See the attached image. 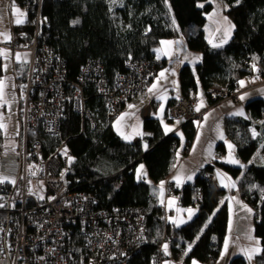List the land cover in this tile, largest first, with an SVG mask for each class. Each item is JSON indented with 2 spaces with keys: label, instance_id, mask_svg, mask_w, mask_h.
I'll return each mask as SVG.
<instances>
[{
  "label": "trees",
  "instance_id": "obj_1",
  "mask_svg": "<svg viewBox=\"0 0 264 264\" xmlns=\"http://www.w3.org/2000/svg\"><path fill=\"white\" fill-rule=\"evenodd\" d=\"M7 1L25 12L30 27L39 11L41 19H47L48 25L42 24L43 34L66 61L68 77L74 81L89 60H100L106 75L114 79L127 72L126 62L132 58L154 64L153 75L147 83L150 84L167 63L156 57L154 49L161 40L178 35L184 37L190 50L202 53L197 65H184L180 70L181 94H187L190 88L198 91L200 81L209 104L214 105L222 97L213 99L208 90L214 88L228 93L239 90L240 81L251 75L247 71L251 62L253 71L264 77V0H224L225 14L234 29L232 37L219 47L209 43L205 31L207 14L214 9L209 0ZM201 4L204 6L200 7ZM22 69L25 76L27 66H18V74ZM2 76L0 62V78ZM24 76L17 80L21 81ZM85 94L94 124L82 118L72 104L66 105L61 122V138L68 139L74 155L71 178L80 190L97 196L100 209L131 206L144 209L148 241L132 255L129 264H151L165 235L174 239L170 245L174 258L178 259L181 250L191 246L187 263L193 259L209 264L218 262L227 236L229 210L228 204L223 202L225 190L208 179L217 165L238 179L242 198L256 210L254 232L264 250V164L253 162L243 170L221 163L215 157L193 182L177 187L171 184L169 193L177 196L179 205L198 207L190 221L176 226L170 222L165 202L154 193L153 185L137 178L136 167L143 162L151 182L163 183L176 169L182 138L177 134L166 135L160 120L145 116L146 134L137 142L125 140L116 131L115 118L109 116L106 102L97 95L96 88L87 86ZM174 102L176 99H172L169 106ZM246 109L250 118L227 116L223 124L225 136L233 143L243 163H249L261 146L251 128L254 126L264 134V98L249 100ZM181 129L186 141L183 154H186L197 127L194 121H189ZM59 143L60 138H47L46 154ZM217 151L224 154L225 143L220 142ZM119 182L120 189L117 188ZM5 184L9 183H0V194ZM230 264L248 263L244 257L237 256ZM256 264H264V251L257 254Z\"/></svg>",
  "mask_w": 264,
  "mask_h": 264
},
{
  "label": "built area",
  "instance_id": "obj_2",
  "mask_svg": "<svg viewBox=\"0 0 264 264\" xmlns=\"http://www.w3.org/2000/svg\"><path fill=\"white\" fill-rule=\"evenodd\" d=\"M8 4L7 0H0V7ZM41 17L39 11L32 27L27 22L14 25L13 37L0 42V51L8 49L30 54L24 81L19 83L18 179L15 184H5L0 194V205H3L0 207V262L129 264L132 255L148 241L145 211L133 206L100 209L94 193L79 189L71 178L74 155L68 139L61 138V122L66 105L72 104L82 118H88L94 124L85 94L90 85L105 100L109 116L116 119L133 98L145 91L154 64L130 58L126 62L127 72L111 79L100 60H89L82 66L78 80H71L66 61L43 34L42 24L48 25V22ZM0 62L4 63L1 52ZM247 71L251 72L247 77L251 81L245 89L240 87L234 93H228L210 88L208 93L213 99L220 96L240 103L243 91L258 86L252 79L255 74L252 62ZM200 100L198 91L190 88L169 106L168 118L178 121L179 128L189 121L200 120L204 112L196 110ZM47 138H60L58 146L48 154ZM9 155L0 129V159ZM216 159L226 161L221 152L217 153ZM208 179L217 185L213 173ZM121 185L119 182L117 188ZM32 187L35 193L30 191ZM173 242V237L165 235L151 264H163L164 246L170 247ZM191 250V246L185 247L180 254H189Z\"/></svg>",
  "mask_w": 264,
  "mask_h": 264
},
{
  "label": "crops",
  "instance_id": "obj_3",
  "mask_svg": "<svg viewBox=\"0 0 264 264\" xmlns=\"http://www.w3.org/2000/svg\"><path fill=\"white\" fill-rule=\"evenodd\" d=\"M217 1L221 4L220 10L216 7L213 9L210 13L207 24L209 25V21H211L213 25V30L210 32L208 37L209 43L213 47L225 45L232 37L234 29V27H231L233 23L225 14V1ZM9 5L10 3L7 6L0 7V9H4L1 11L3 18L0 19V42L9 41L13 37L14 25H21L26 22L25 14L20 16L14 10L12 15L14 5L8 7ZM225 17H227V20L224 19ZM17 18L22 19L24 22L17 24ZM230 28L231 31L229 34ZM1 51L2 53L5 51L10 54L9 57L11 59V63L5 64L6 66L11 67L9 71L12 70V73L14 74L15 86L17 88V79L19 77L18 66H20L19 64H21V62H17L15 60V54L17 53L8 49H2ZM154 52L157 58L165 59L167 61L166 65L159 71L154 80L150 84H147L145 91L139 96L133 98L131 102L127 104L122 113L115 119L114 124L118 134L123 139L129 141L140 139L146 134L143 129V121L144 116L147 115L148 117L160 120L163 131L166 135L177 134L182 138L181 146L177 151V166L171 177L163 183H159L157 185L153 183L151 184L153 185L154 193L157 196L159 194V198L165 202L168 212H172V217H169L170 222L175 221L173 224L180 226L190 221L197 214L198 207L191 206L185 208L179 205L177 196L169 193V187L171 184L177 187L193 182L195 178L210 164V162L215 159L218 153L217 145L220 142H223L226 145V152L224 153V156L229 160L235 159L240 162L239 164L232 163L233 166H238L245 170L249 165V163H243L238 158L236 150L235 153L228 152V139L225 136L223 124L227 116L250 118V113L246 109V103L256 97L264 98V84H262L264 77H262V75H258L257 73L254 74L252 79L254 82H257L258 86L257 88L243 91L240 97L243 96L244 99L240 98V103H236L232 98H225L217 104L210 105L207 98L200 92V89H198V94L201 97V100L197 103L196 109L199 108V111L204 112L201 119L195 122L197 132L193 143L188 152L183 154L186 141L184 139L182 129L179 128V122H173L168 118L167 113L171 100L178 98L182 93L179 78L180 70L184 65H190L192 67L197 65L202 60V53L190 50L182 35L161 40L159 46L154 49ZM3 73H5L4 70ZM161 73H164V77L160 76ZM242 81L247 82L244 87L241 86L242 89H245L251 79L247 78ZM153 85H156V87L150 92L149 89H152ZM130 105L133 107H129ZM240 111L244 114L234 115ZM121 117H123V119H121ZM258 123L261 124V122H256V124ZM166 127L171 130L167 131ZM251 130L252 133L253 131L257 133L254 126H252ZM261 136H264V134L261 133ZM253 162L260 164L257 161V157L253 160ZM213 174L215 175L220 187L225 190L223 202L225 201L228 204L229 210L227 229L228 237L226 236L227 238L225 239V243L227 242L228 244L227 251H225L224 243L221 258L215 264H230L232 259L237 256L244 257L248 264H251L253 260L255 261V257L259 253L254 250L257 248L261 249V242L254 232L256 217L255 211L252 206L242 198L238 179L231 176L225 170L219 168H216L213 171ZM189 177H191V179H189ZM180 208H183V210ZM176 209L179 213H176ZM188 209L192 210L191 215L187 211ZM244 245H249L251 247L250 251L247 250V247ZM249 254L252 255L251 260L248 258ZM193 261H196L197 264H207L196 259H193L190 264H193ZM163 264L184 263L174 258L170 247L167 246V252Z\"/></svg>",
  "mask_w": 264,
  "mask_h": 264
},
{
  "label": "rangeland",
  "instance_id": "obj_4",
  "mask_svg": "<svg viewBox=\"0 0 264 264\" xmlns=\"http://www.w3.org/2000/svg\"><path fill=\"white\" fill-rule=\"evenodd\" d=\"M209 2L214 4V8L216 7L218 10H220V5L221 4H220L219 1H217V0H209ZM10 6L11 5H9L8 7H10ZM16 9H19L20 12L25 14V12L21 8H19L17 6H14L12 15L14 13V10L16 11ZM2 10H4V9H0V19L3 18L2 13H1ZM4 16H6V15H4ZM209 16H210V13L207 14V18H209ZM212 30H213V25H212L211 21H209V25H206V29H205L208 37H209V34H210V32ZM1 53H2V51H1ZM17 54L19 55L20 59H17ZM17 54H15L16 55L15 60L17 62H21V64H19L20 66L22 65V66L26 67L27 62H29V60H30V54L28 52H17ZM9 55L10 54L8 52H5V51L2 53V56L4 58L3 59L4 60V64L5 63L6 64L7 63H11V59H10ZM9 69H11V67L7 66V70L4 71L5 73H3V76L0 78V79H5L7 81L8 87L6 88V93H7V98L9 99V103H10V108L9 107L0 108V113L3 114V123H5L7 125V131L6 132H5L4 129H1V139H2V142H3L4 146L8 149V151L10 153L8 158L0 159V178L6 177L7 180L4 183L13 184V183H11V181L12 180H15V182L17 181V179H18V171H19L17 147H18V143H19V134H20V94H19V91L17 90V88L15 86L14 74L12 73V70L9 71ZM19 76H20V78H22L24 76V70L23 69H22L21 73L19 74ZM24 78H25V76H24ZM20 80L23 82L24 79H20ZM246 83L247 82L244 81V85ZM244 85L242 87H244ZM199 89H200V92L205 96V93L203 91V87H202V84H201L200 81H199ZM173 122H177L178 123V121H173ZM175 126H176V124H175ZM115 129H116V127H115ZM261 133H262V131L260 133L257 131V135H256L257 138L260 140L261 146H260L259 150L257 151V153L254 155L253 159L249 162V165L251 163H253V160L256 157H257V161L260 164H264V136H261ZM229 145H231L232 147L229 148ZM227 147H228V152L229 153H235V146L233 145V143L230 140H228V142H227ZM225 159H226V161H222L221 163H225V164L229 163V164L232 165V163L229 162L230 161L229 159H227L226 157H225ZM141 165H143L142 169H141ZM32 167H33V165H32ZM216 167L219 168V169H222L218 165ZM32 176H33V174H31V177ZM136 176H137V178L139 180H144V181H147V182L152 184L151 179H150V177L148 175L146 166H145V164L143 162L137 164ZM216 187L219 188V189H222L220 187L219 183H217ZM30 191L32 193H35V189L33 187L30 188ZM263 196L264 195H262V197ZM180 209L183 210V208H180ZM254 211H256V210L254 209ZM176 213H179L177 211V209H176ZM169 215H170L169 217H172L171 216L172 212L169 211ZM227 237H228V235H227ZM244 246L247 247V250L250 251L251 247L249 245H244ZM191 252L192 251H190L189 254H185V253L180 254L179 255L180 257L178 258V260L181 261L184 264H189V263L186 262V258L190 256ZM165 256H166V252H165ZM164 260H165V258H164ZM202 263H207V262H202ZM0 264H1V262H0ZM251 264H256V257H255V261L253 260L251 262Z\"/></svg>",
  "mask_w": 264,
  "mask_h": 264
},
{
  "label": "snow or ice",
  "instance_id": "obj_5",
  "mask_svg": "<svg viewBox=\"0 0 264 264\" xmlns=\"http://www.w3.org/2000/svg\"><path fill=\"white\" fill-rule=\"evenodd\" d=\"M237 2H239V0H237ZM200 7H203V5H200ZM17 13L20 15V16H23L24 14L23 13H20V10L19 9H16ZM225 20H227V17L224 18ZM24 21L20 18H17L16 20V23L17 24H21L23 23ZM79 21H74L73 23H78ZM231 27H234V25H232ZM230 31H231V28L229 29V34H230ZM166 43H169V42H166ZM214 46H219V45H214ZM17 59H20L19 55L17 54ZM3 70L6 71L7 70V66L4 65L3 66ZM161 77H164V73H161L160 74ZM240 84L241 86L244 85V82L243 81H240ZM8 87L7 85V81L5 79H0V108H5V107H9L10 108V103H9V99L7 98V93H6V88ZM23 87H26V86H23ZM156 87V85H153V88L152 89H149V91H153V89ZM241 99H244L243 96L240 97ZM14 99V98H13ZM129 107H133L132 105H130ZM197 111H199V108L196 109ZM244 113L242 111L240 112H237L235 113L234 115H243ZM121 119H123V117H121ZM0 129H4L5 132L7 131V125L5 123H3V114L0 113ZM166 130L167 131H170L171 129H167L166 127ZM253 135H257V133L255 131H253ZM147 147V145H145V148ZM232 146L229 145V148H231ZM65 154H67V149H65ZM71 159V157L69 158ZM231 163H234V164H239L240 162L238 160H235V159H230ZM143 168V165H141V169ZM189 179H191V177H189ZM7 180L6 177H3V178H0V183H4L5 181ZM11 183L15 184V180H12ZM234 186V185H233ZM42 198V197H41ZM0 207H3V205H0ZM189 212V214L191 215L192 213V210L191 209H188L187 210ZM175 223V221H173ZM227 247H228V244L227 242L225 243V251H227ZM164 250L165 252H167V245L164 246ZM190 250V249H189ZM255 252H260V251H264L262 249H255L254 250ZM248 258L249 260L252 259V255L249 254L248 255ZM193 264H197L196 261H193Z\"/></svg>",
  "mask_w": 264,
  "mask_h": 264
},
{
  "label": "clouds",
  "instance_id": "obj_6",
  "mask_svg": "<svg viewBox=\"0 0 264 264\" xmlns=\"http://www.w3.org/2000/svg\"><path fill=\"white\" fill-rule=\"evenodd\" d=\"M2 65L4 64V63H1ZM27 66V65H26ZM24 81V80H23ZM19 83H22V81H18V85H17V90L19 91ZM20 94V93H19ZM131 102V101H130ZM127 106V105H126ZM125 106V107H126ZM124 110V109H123ZM147 116V115H146ZM145 117V116H144ZM173 121V120H172ZM180 124V123H179ZM182 127H180V129H181ZM137 140H139V139H137ZM132 141H134L135 142V140H132Z\"/></svg>",
  "mask_w": 264,
  "mask_h": 264
}]
</instances>
